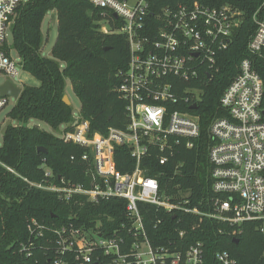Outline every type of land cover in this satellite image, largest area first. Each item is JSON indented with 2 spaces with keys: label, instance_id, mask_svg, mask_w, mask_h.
I'll use <instances>...</instances> for the list:
<instances>
[{
  "label": "built area",
  "instance_id": "2783aa9c",
  "mask_svg": "<svg viewBox=\"0 0 264 264\" xmlns=\"http://www.w3.org/2000/svg\"><path fill=\"white\" fill-rule=\"evenodd\" d=\"M23 1L0 0V74L10 80L23 70L8 43L16 9ZM87 1L99 10L98 30L127 41V66L116 88L126 102L127 123L124 129L91 131L81 112L63 123L57 137L83 149L84 182L61 176L55 180L48 168L39 180L22 178L34 188L55 193L64 203L124 201L125 216L122 221L105 216L106 223L99 218L79 223L74 215L76 219L58 226L30 219L28 237L18 244V252L30 257L37 244L50 264H208L202 241L188 242L184 229L159 230L166 215L171 214L177 224L183 222L177 214H194L198 222L211 218L227 226L233 236L242 232L245 223L256 222L264 233V80L252 59L240 61L238 73L219 97L225 114L208 125L209 210L190 207L187 190L178 189L170 196L157 177L147 176L140 167L152 146L161 154L159 164L165 165L177 146L189 149L199 139L202 76L210 78L209 70L230 46L242 12L231 4L210 6L198 0ZM257 12L247 49L264 60V16ZM8 97H0V111ZM192 104L195 109H190ZM117 146L129 148L136 162L132 172L116 169ZM1 168L18 175L0 160ZM144 205L154 206L160 216L150 218ZM112 221L118 223L112 227ZM147 225L154 231L149 233ZM214 261L236 264L226 250L215 252Z\"/></svg>",
  "mask_w": 264,
  "mask_h": 264
},
{
  "label": "trees",
  "instance_id": "16d2710c",
  "mask_svg": "<svg viewBox=\"0 0 264 264\" xmlns=\"http://www.w3.org/2000/svg\"><path fill=\"white\" fill-rule=\"evenodd\" d=\"M198 1L210 6L231 4L242 12L241 24L230 46L217 56L214 68L209 70L210 78L202 76L203 94L197 110L200 136L195 145L189 149L177 146L174 156L165 165L159 164L161 154L152 146L140 167L146 169L147 176L157 177L170 196L178 189L187 190L190 207L209 210L212 191L208 125L215 116L225 114L219 108V97L238 73L242 59H252L264 80V60L247 49V42L256 28L253 15L258 11V16H264V0ZM50 11H55L57 16V38L51 47V56L45 57L40 53L41 24ZM99 18V10L87 0H24L16 9L11 28L13 47L23 70L34 76L39 85L22 87L8 113L18 123L7 125L3 133L0 160L18 175L0 169V264H50L49 257H45L37 244L30 257L17 250L18 244L28 237L30 219L58 226L76 219L74 215L79 223H90L97 218L106 223L105 216L122 221L125 216L124 201L64 203L55 193L34 188L22 178L39 180L48 168L55 180L58 176L73 182L86 180L85 167L80 160L82 148L65 143L38 126L26 125L31 119H37L56 129L72 119L71 105L62 100L67 79L81 102V115L89 120L91 131L106 133L110 126L125 128L126 102L116 88L127 66V41L122 35L101 33L95 22ZM38 147L45 148L46 152H38ZM114 162L122 173L132 172L136 164L125 146L115 148ZM144 207L150 218L160 216L154 206ZM177 216L183 217L182 223L177 224L169 214L159 230L184 229L188 242L202 241L208 264H215L214 254L221 250L228 251L236 264H264V233L259 229L260 223H245L242 232L233 236L227 232V226L211 218L198 222L194 214ZM113 221L110 222L112 227L118 223ZM147 231L151 233L154 229L147 225Z\"/></svg>",
  "mask_w": 264,
  "mask_h": 264
},
{
  "label": "rangeland",
  "instance_id": "374dc122",
  "mask_svg": "<svg viewBox=\"0 0 264 264\" xmlns=\"http://www.w3.org/2000/svg\"><path fill=\"white\" fill-rule=\"evenodd\" d=\"M41 36H42V45L40 49V53L42 56L50 57L51 56V47L53 46L56 38H57V16L55 11L47 12L43 18L41 24ZM8 43L11 48V55L13 58H18V53L13 47V37L11 34L8 35ZM12 82L13 85L17 88H21L22 86H37L39 85V81L32 76L29 72L24 70H19V74L16 79L10 80L7 76L0 74V86L5 82ZM22 89V88H21ZM70 101L72 116H77L81 109V102L73 91L72 84L70 80H66L65 86V94ZM15 104V99L12 97H8V102L6 106L0 111V143L3 140V133L7 125H16L18 122L16 120L11 119L8 116L9 111ZM27 126H38L39 128L51 132L53 135L58 136L61 134L64 125H60L56 129H52L47 123L37 120L31 119L26 123Z\"/></svg>",
  "mask_w": 264,
  "mask_h": 264
},
{
  "label": "water",
  "instance_id": "95a60500",
  "mask_svg": "<svg viewBox=\"0 0 264 264\" xmlns=\"http://www.w3.org/2000/svg\"><path fill=\"white\" fill-rule=\"evenodd\" d=\"M21 93V88H17V87H14L10 82H5L3 85L0 86V97H3V96H10L14 99H17L19 97ZM62 100L67 104L69 105L70 104V101L68 100L67 96L66 95H63L62 97ZM196 104H192L190 106V109H195L196 108ZM37 151L40 152H46V149L45 148H42V147H38L37 148ZM236 242L238 241L237 238L234 239Z\"/></svg>",
  "mask_w": 264,
  "mask_h": 264
}]
</instances>
